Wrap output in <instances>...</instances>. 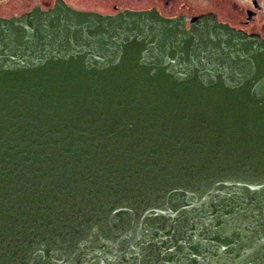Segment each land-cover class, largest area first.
Masks as SVG:
<instances>
[{
	"label": "water",
	"instance_id": "water-1",
	"mask_svg": "<svg viewBox=\"0 0 264 264\" xmlns=\"http://www.w3.org/2000/svg\"><path fill=\"white\" fill-rule=\"evenodd\" d=\"M0 264H264V41L210 14L0 17Z\"/></svg>",
	"mask_w": 264,
	"mask_h": 264
},
{
	"label": "flooded vegetation",
	"instance_id": "flooded-vegetation-1",
	"mask_svg": "<svg viewBox=\"0 0 264 264\" xmlns=\"http://www.w3.org/2000/svg\"><path fill=\"white\" fill-rule=\"evenodd\" d=\"M56 5L102 15L151 11L166 18L181 17L186 27L192 17L210 14L222 24L264 41V0H0V17L48 12Z\"/></svg>",
	"mask_w": 264,
	"mask_h": 264
}]
</instances>
